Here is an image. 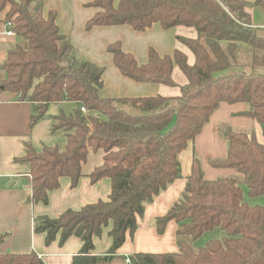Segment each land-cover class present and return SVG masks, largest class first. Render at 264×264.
Segmentation results:
<instances>
[{
  "label": "trees",
  "instance_id": "16d2710c",
  "mask_svg": "<svg viewBox=\"0 0 264 264\" xmlns=\"http://www.w3.org/2000/svg\"><path fill=\"white\" fill-rule=\"evenodd\" d=\"M6 4L5 22L17 36L0 62V90L18 95L33 105L30 122L41 119L51 104L76 103L70 114L53 118V130L65 134L63 150L44 146L38 153L27 146L21 162L30 166L32 204H47L48 193L67 178L74 188L82 177V165L89 152L101 153V163L87 175L91 183L110 181L107 201L81 209L66 210L57 218L37 217L34 233L44 235L49 246L58 236L62 246L78 238L80 251L69 264H126L116 251L126 236L133 237L144 205L151 202L174 180L181 177L178 154L208 122L220 103H244L245 115L254 119L264 136V28L251 26L243 0H91L98 12L86 22V29L128 25L143 32L154 24L163 30L192 28L196 38L178 37L194 56L173 50L159 56L148 50L145 64L122 51L119 43L107 47L119 73L135 82L178 88L174 97L161 95L113 99L100 96L102 69L82 61L68 38L59 33L55 12H41L39 0H0ZM261 7L264 0L250 4ZM174 66L186 78L178 86L172 79ZM87 112L83 114L80 108ZM228 147L214 168H231L241 179L206 181L194 158L184 191L164 216L153 225L162 234L166 225H177L178 252L135 253L129 264H264V207L250 205L249 198L264 196V145L253 132L219 129ZM111 223L109 250L94 255L93 238L100 237ZM219 229L212 239L194 249L184 238L195 241L206 232ZM0 264H44L34 252L0 253Z\"/></svg>",
  "mask_w": 264,
  "mask_h": 264
},
{
  "label": "crops",
  "instance_id": "0c3cea01",
  "mask_svg": "<svg viewBox=\"0 0 264 264\" xmlns=\"http://www.w3.org/2000/svg\"><path fill=\"white\" fill-rule=\"evenodd\" d=\"M118 1L114 0V5ZM243 1L249 4L245 10L250 15L251 26L264 28L263 9L251 6L254 0ZM90 2L91 0H40V6L43 15L55 12L59 33L68 38L79 60L89 61L102 69L100 96L113 99L177 96L178 88L135 82L122 76L114 66L107 47L119 43L122 51L131 54L138 65L146 63L149 49H153L159 56L171 55L173 50H179L186 55L188 65H192L194 56L177 38H196L195 30L186 27L163 30L158 24L143 32L134 31L128 25L93 27L87 30L86 22L98 12L97 8L88 5ZM5 13V10L0 13V62L9 45L17 41L16 35L5 34ZM172 79L178 86L186 84V78L176 66L172 71ZM77 107L76 103L71 102L51 104L44 116L31 124L33 105L27 101H19L17 94L0 90V253L34 252L44 264H69L71 257L80 251L81 241L72 236L59 246L57 236L55 241L45 246L44 235L33 231L34 219L41 216L57 218L66 210L77 211L86 205L108 200L109 179L102 178L91 183L87 177L101 163V153L89 152L82 165V177L74 188L63 177L59 179V188L48 193L47 204L29 202L30 166L18 160L24 157L27 146L38 153L44 146H57L63 150L65 134L61 130H53V118L61 113L70 114ZM246 110L244 103L218 105L201 132L178 154L181 177L144 205L143 215L137 219L133 237L126 236L123 245L116 251L117 257L177 251L174 241L177 230L175 222H169L162 234L156 232L153 222L157 217L164 216L181 196L194 158L198 160L206 181L224 177L241 179L234 169L214 168L210 162L223 159L226 155L228 144L219 132L222 126H229L236 131L253 132L257 142L264 145L260 125L244 114ZM246 193L245 191V195ZM110 227L111 223L103 229L100 237L93 238L94 255H104L109 250ZM220 233L221 236L224 235L222 231Z\"/></svg>",
  "mask_w": 264,
  "mask_h": 264
},
{
  "label": "rangeland",
  "instance_id": "374dc122",
  "mask_svg": "<svg viewBox=\"0 0 264 264\" xmlns=\"http://www.w3.org/2000/svg\"><path fill=\"white\" fill-rule=\"evenodd\" d=\"M9 8H10V5L6 4L3 11L5 10V12H7ZM242 190H243L244 198L246 199V201H249V203L251 205H260V206L264 207V196L260 197V198H256V199L248 198L245 195L246 188L244 186H242ZM176 229H177V225H176ZM220 234L221 233H220L219 229H213L212 231L206 232L199 239H197L195 241L191 240L190 238H186V237L184 238V241H187L194 249H197L212 239H220L222 237ZM174 235H175L174 236L175 248H177L178 237L176 236V231H175ZM176 250H177L176 252H178V248ZM176 252H173V253H176Z\"/></svg>",
  "mask_w": 264,
  "mask_h": 264
},
{
  "label": "built area",
  "instance_id": "2783aa9c",
  "mask_svg": "<svg viewBox=\"0 0 264 264\" xmlns=\"http://www.w3.org/2000/svg\"><path fill=\"white\" fill-rule=\"evenodd\" d=\"M5 34H6V36H15L16 35L11 29H9V25L8 24H6ZM80 112H82L83 114H86L87 111L83 107H81L80 108ZM125 263L129 264L128 258H126Z\"/></svg>",
  "mask_w": 264,
  "mask_h": 264
}]
</instances>
